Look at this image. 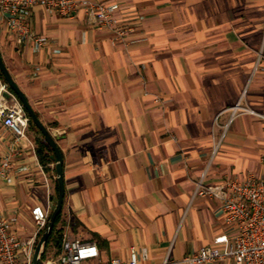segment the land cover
<instances>
[{
  "label": "crops",
  "instance_id": "obj_1",
  "mask_svg": "<svg viewBox=\"0 0 264 264\" xmlns=\"http://www.w3.org/2000/svg\"><path fill=\"white\" fill-rule=\"evenodd\" d=\"M102 1L133 27L124 42L113 45L83 13L34 7L32 33L47 44L19 48L0 22V54L59 136L62 235L95 243L103 264H128L132 251L138 264L180 260L229 234L221 203L195 196L197 184L264 176V121L233 114L264 111V0ZM43 144L35 126L15 140L0 120V159L12 161L0 214L22 240L36 232L32 208L50 216L57 201ZM58 250L48 244L46 260Z\"/></svg>",
  "mask_w": 264,
  "mask_h": 264
},
{
  "label": "built area",
  "instance_id": "obj_2",
  "mask_svg": "<svg viewBox=\"0 0 264 264\" xmlns=\"http://www.w3.org/2000/svg\"><path fill=\"white\" fill-rule=\"evenodd\" d=\"M34 7L69 19L83 13L87 23L109 31L113 45L124 42L133 31L131 25L115 17V13L120 10L115 3L102 0H0V22L4 24L7 35L19 48L31 45L35 53L47 41L32 33L30 17ZM238 110L264 121V111L256 113L237 105L233 108V114L239 113ZM0 120L14 134L15 140L24 136L30 122L20 102L1 79ZM260 162L264 167V155L260 157ZM11 170V159H0V179L9 183ZM195 196L217 199L221 203L229 234L216 237L213 245L201 247L180 260L166 257L162 264H218L221 261L264 264V176L249 177L243 182L226 180L218 185H203L199 182ZM31 217L36 232L32 237L22 240L0 214V264H32L35 246L47 226L49 214L41 206H35L31 210ZM87 261L103 264L96 244L63 236L58 252L43 264H83ZM109 264L122 263L118 259H111ZM128 264H138V255L134 251L130 254Z\"/></svg>",
  "mask_w": 264,
  "mask_h": 264
},
{
  "label": "water",
  "instance_id": "obj_3",
  "mask_svg": "<svg viewBox=\"0 0 264 264\" xmlns=\"http://www.w3.org/2000/svg\"><path fill=\"white\" fill-rule=\"evenodd\" d=\"M0 74L9 88V91L17 97L22 108L26 112L31 123L36 127V129L40 132L43 137L46 145L49 146L51 151L53 152L52 159L55 162V173H56V182H57V201L56 205L49 216V220L47 222V226L45 230L42 232L33 253L32 264H40V259L42 254L45 251L48 240L53 232V228L56 222L57 217L60 215L63 209L64 198H65V187H64V178H63V158L61 152L57 145V140L59 136L55 131H49L39 120L36 113L33 111L30 106L28 100L26 99L23 92L20 90L18 85L13 80L10 72L8 71L2 56L0 54ZM8 98L9 95H6Z\"/></svg>",
  "mask_w": 264,
  "mask_h": 264
},
{
  "label": "trees",
  "instance_id": "obj_4",
  "mask_svg": "<svg viewBox=\"0 0 264 264\" xmlns=\"http://www.w3.org/2000/svg\"><path fill=\"white\" fill-rule=\"evenodd\" d=\"M0 78L3 80L1 74H0ZM29 125H31V126L33 125L31 123V121L29 122ZM45 150L46 151H51L50 148H49V146L46 145V144H43L42 146L38 147L37 154H38V157H39V161L42 164H44L45 161H47V154L45 153ZM61 219H62V212L60 213V215L56 219V222H55V225H54V228H53V232H52V234H51V236H50V238L48 240V243L46 245V248H47L48 244H50L51 242H53L54 245L56 247H58V249H59V245H60L61 239L63 237V235H62V229L60 228V226H61ZM46 248H45L44 253L41 256L40 264H43V262L46 260V257H45Z\"/></svg>",
  "mask_w": 264,
  "mask_h": 264
},
{
  "label": "rangeland",
  "instance_id": "obj_5",
  "mask_svg": "<svg viewBox=\"0 0 264 264\" xmlns=\"http://www.w3.org/2000/svg\"><path fill=\"white\" fill-rule=\"evenodd\" d=\"M1 81H3L2 79H1ZM4 82V81H3ZM16 97V96H15ZM18 100V99H17ZM19 101V100H18Z\"/></svg>",
  "mask_w": 264,
  "mask_h": 264
}]
</instances>
